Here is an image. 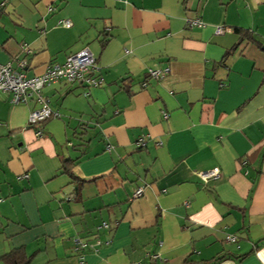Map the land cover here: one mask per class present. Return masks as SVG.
<instances>
[{"label":"crops","instance_id":"crops-1","mask_svg":"<svg viewBox=\"0 0 264 264\" xmlns=\"http://www.w3.org/2000/svg\"><path fill=\"white\" fill-rule=\"evenodd\" d=\"M1 3L0 63L88 48L102 83L44 86L35 125L0 92V264H264V0ZM76 236L101 244L80 260Z\"/></svg>","mask_w":264,"mask_h":264},{"label":"built area","instance_id":"built-area-1","mask_svg":"<svg viewBox=\"0 0 264 264\" xmlns=\"http://www.w3.org/2000/svg\"><path fill=\"white\" fill-rule=\"evenodd\" d=\"M58 23L64 27H70L72 25L71 20L68 18L60 19ZM189 25L202 26V22L199 19H194L189 21ZM227 30H229L227 27H215V33L217 34H221ZM24 65V62H16L14 64L12 61L0 63V92L10 93V101L12 103L26 102L30 96H35L42 103L41 107L30 112L28 117L29 125H35L58 114L48 106L45 98H43L41 91L44 86L56 82L59 79H64L68 82H79L89 87L98 86L102 83V78L93 75L95 57L88 48L68 55L62 63L49 64L44 72L31 77L25 75L23 71ZM167 71V68L164 70H150V75L162 76ZM36 134L40 135L41 131L37 130ZM143 145L144 140L141 138L137 141V146L141 147ZM110 149L111 146L108 145L107 150ZM219 173V168L214 167L209 170L199 171L198 175L202 180L207 181L210 178H217ZM142 192V187H139L134 195L138 196ZM109 226V223L106 221L101 224L103 228H109ZM233 239V236H227V240L231 241ZM98 244H101V242L98 241L95 246L89 245L86 237L76 236L74 238V250L77 251L80 260L83 259V255L80 253L83 249L90 246L93 250H96Z\"/></svg>","mask_w":264,"mask_h":264},{"label":"trees","instance_id":"trees-1","mask_svg":"<svg viewBox=\"0 0 264 264\" xmlns=\"http://www.w3.org/2000/svg\"><path fill=\"white\" fill-rule=\"evenodd\" d=\"M239 31V30H238ZM244 35L246 36H250V34L248 32H245ZM63 169L65 172H67L69 175H71L72 177H75L74 173L70 170V168H68V166H63ZM30 256H27L23 249H13L7 253H5L2 256V259L8 263V264H27L30 260ZM220 258L222 257H218L215 259V261H218Z\"/></svg>","mask_w":264,"mask_h":264},{"label":"rangeland","instance_id":"rangeland-1","mask_svg":"<svg viewBox=\"0 0 264 264\" xmlns=\"http://www.w3.org/2000/svg\"><path fill=\"white\" fill-rule=\"evenodd\" d=\"M83 123V122H82ZM85 123V122H84Z\"/></svg>","mask_w":264,"mask_h":264}]
</instances>
